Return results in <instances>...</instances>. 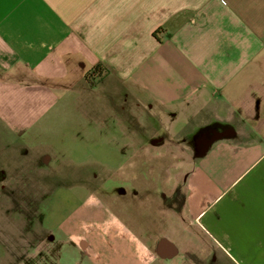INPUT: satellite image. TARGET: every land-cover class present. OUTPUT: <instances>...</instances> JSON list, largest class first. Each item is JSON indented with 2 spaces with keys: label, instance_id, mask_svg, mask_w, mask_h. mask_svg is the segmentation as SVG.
I'll use <instances>...</instances> for the list:
<instances>
[{
  "label": "crops",
  "instance_id": "crops-1",
  "mask_svg": "<svg viewBox=\"0 0 264 264\" xmlns=\"http://www.w3.org/2000/svg\"><path fill=\"white\" fill-rule=\"evenodd\" d=\"M75 113L82 130L112 113L130 130L108 142L141 147L119 161L145 160L146 146L179 162L122 166L120 180H138L112 210L95 202L97 231L68 221L53 234L57 263L76 253L69 237H87L88 264H208L214 252L264 264V0H0L1 215L9 179L28 171L20 157L50 165L42 148Z\"/></svg>",
  "mask_w": 264,
  "mask_h": 264
},
{
  "label": "rangeland",
  "instance_id": "rangeland-1",
  "mask_svg": "<svg viewBox=\"0 0 264 264\" xmlns=\"http://www.w3.org/2000/svg\"><path fill=\"white\" fill-rule=\"evenodd\" d=\"M106 111L112 110L108 108ZM112 114L105 116V124L94 123L91 129L82 130L79 124H76L78 114L75 113V118L72 116L73 118L70 119L73 123L60 130V133L65 134V140H58L52 148H42L43 153L53 156L50 165L46 160L37 158L38 156L32 161L27 159L34 155L20 157V161H26L28 171L25 175L21 173V177L11 178L8 181L13 190L8 194L9 204H6L3 209V214H0V264H5L7 261H11V264H58L61 261L57 263L54 254H49L51 242L54 240L53 234L57 235V232L63 226L65 227L68 221L71 222L73 217L74 230L79 231L81 228L83 230L85 226L94 231L100 229L99 224L94 222L96 216L94 213H97L95 209L98 205L94 199L97 198V193H94L96 195L94 197L90 188L86 187L89 184L85 182L87 178L92 179L93 175H97L114 180L119 173H124L122 166H126L128 170L131 165L141 170L140 174H145V169L168 170L171 168L174 170V167L176 169L179 158L167 154L163 161L149 160L146 146L145 160L132 162L116 159L118 155L120 158H128L135 149L141 147L108 144L110 139L123 140L125 137L128 138L130 133V130L113 127L114 123L110 121ZM146 132L148 129L145 133L137 135L139 146L146 143ZM101 141L107 143L98 144ZM79 174L88 175V177H84L86 179L81 182L78 179ZM136 179L138 180V177ZM123 187L128 186L123 185ZM23 200L25 204L20 203ZM28 202H34V204H28ZM99 207H102L101 203ZM108 209H113V203H110ZM40 237L43 242L42 258L39 257L40 253L36 249L37 240ZM86 238L69 237L68 240L73 244L76 253L73 251L75 255L68 259L64 257L61 264H88L87 260L82 258V246L80 247L81 241L85 242ZM171 238L177 241L182 239V237ZM66 250L67 248L64 247L59 250V253L65 254ZM110 251L111 249L108 252ZM23 254L26 256L25 259L19 260L18 255L22 257ZM217 255L214 252L208 264H236L231 260L225 263Z\"/></svg>",
  "mask_w": 264,
  "mask_h": 264
},
{
  "label": "flooded vegetation",
  "instance_id": "flooded-vegetation-1",
  "mask_svg": "<svg viewBox=\"0 0 264 264\" xmlns=\"http://www.w3.org/2000/svg\"><path fill=\"white\" fill-rule=\"evenodd\" d=\"M124 167L127 168L126 166H124ZM84 177H88V175L79 174L78 175L79 181H81V182L84 181V179H86ZM134 180H136L135 176H134V178L133 177L127 178L125 180H120V177H116L114 180L113 179L109 180L108 178L93 175L92 179L87 178L85 182L89 183L86 185V187L90 188L89 190L92 194L97 193V198H95L94 201L95 200L98 201L101 198L106 197L107 199H111V201H108V202L112 203V201H113L112 199H113L114 195H121V194L126 193L125 189H127V187L122 188V186L126 185V186L132 187L133 186L132 182ZM143 180H145V178ZM85 182H84V184H85ZM112 183L114 185H111ZM81 186H84V185L81 184ZM93 196L95 197L96 195L94 194ZM73 220H74V217H73ZM50 238H52V237H50ZM53 239H54V237H53ZM74 245L76 247H78L75 243H74ZM80 247H81V251L83 253L88 252L89 245H88L86 240H85V242L81 241ZM78 250H79V248H78Z\"/></svg>",
  "mask_w": 264,
  "mask_h": 264
},
{
  "label": "trees",
  "instance_id": "trees-1",
  "mask_svg": "<svg viewBox=\"0 0 264 264\" xmlns=\"http://www.w3.org/2000/svg\"><path fill=\"white\" fill-rule=\"evenodd\" d=\"M98 74H100V71H99V69L98 68H96L93 72H92V74H88L87 75V81H88V83H89V85L91 86V87H95V85L97 84V82H96V79H95V76L96 75H98Z\"/></svg>",
  "mask_w": 264,
  "mask_h": 264
}]
</instances>
